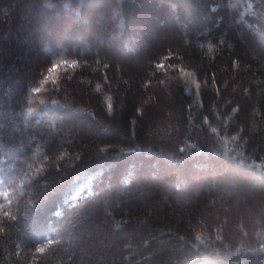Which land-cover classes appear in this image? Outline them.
<instances>
[{
	"label": "trees",
	"instance_id": "1",
	"mask_svg": "<svg viewBox=\"0 0 264 264\" xmlns=\"http://www.w3.org/2000/svg\"><path fill=\"white\" fill-rule=\"evenodd\" d=\"M13 1L1 3L5 8ZM34 1L83 21L84 8L93 17L98 0ZM237 1H105V9L118 12L108 21L121 34L112 43L114 52L125 45L136 51L139 17L154 5L155 16L177 22L166 34L160 30L164 21L138 57L146 69L135 72L147 94L138 106L128 98L119 54L107 56L104 47L98 49L102 56L89 54L85 45L71 43L60 50L49 42L44 52L39 40L53 32L39 30V11L23 26L25 9L13 11L10 27L4 20L8 9L0 12V264H264V215L255 236L236 243L211 214L203 224L190 219L187 227L174 220L169 209L175 197L166 187L137 184L144 177L137 160L142 166H173L166 180L178 186L185 179L181 168L219 162L264 178V91L253 97L243 86L258 75L264 87V0L235 6ZM8 29L10 38L3 32ZM11 90L20 94L13 97ZM164 91L178 95L169 101L177 108L178 128H165L154 140L144 131L154 117L152 103ZM49 110L61 121L47 118ZM72 111L86 116L84 129L75 127ZM252 120L255 128L248 126ZM65 124L67 131L61 129ZM13 151L18 160L10 158ZM111 181L129 189L109 197L104 191ZM209 195L195 198L193 217ZM152 201L161 213L153 214ZM65 231L75 239L66 242Z\"/></svg>",
	"mask_w": 264,
	"mask_h": 264
},
{
	"label": "rangeland",
	"instance_id": "2",
	"mask_svg": "<svg viewBox=\"0 0 264 264\" xmlns=\"http://www.w3.org/2000/svg\"><path fill=\"white\" fill-rule=\"evenodd\" d=\"M105 1L108 0H98L96 3L92 4L91 7L97 10L94 12L96 14L93 13V17H90L89 15L92 14L90 10L91 8L88 9V7H85L83 14L86 16L82 21V19H80L81 17H78L79 15L70 12H66L60 17L59 13L53 10L56 7V5L53 4H46L42 1L39 3L34 0H14L10 3L11 6L6 5L5 8L8 9L9 13L7 12L4 14L6 17L4 20L7 21L9 27L12 26V12L22 8V10L25 9L22 11L24 17L21 18L22 21L19 24L23 26L24 24L28 23L27 17L30 16L33 18V13H35L36 10L37 12L39 11L41 16L40 18L42 19L37 23L39 30H51L54 34L51 35L47 33L45 38L41 37L39 40V48H41L42 51L44 49V52L47 50V48H44V45L49 42L52 45L57 46L60 50L66 49L65 45L71 43L77 45L78 48L81 47L80 45H85L83 46V51L89 54L97 55V53H100L102 56V53L98 51V49L101 47L106 49L107 56L110 53H117V55L119 54V56H121V58L125 61L120 64L121 66L119 67V71L125 77L129 78L127 83V89L129 90L128 98L131 99V102L134 106H138L142 102H145L147 95L143 90L141 91L135 72L140 68H142V70L146 69L145 64L141 65L138 57L147 50L149 42L154 40L157 34H159L158 27L161 28V24H163L164 21L165 23L160 30H166L165 33L168 31L169 26L177 25V22L174 17L165 18V16L162 17L161 15L158 17L155 16L154 14L156 12L153 9H156V6L154 5L152 6L153 8H150L152 10H147L139 17L142 18L139 19L140 21L138 24H140L136 27L134 34L138 42V45H135L134 49L136 51H133L130 47L125 45L123 48L118 50L119 52H114L115 49L113 50L112 43L121 34H119L120 32L118 33L112 30L108 25V21L116 20L118 12L112 8L105 9ZM241 1L243 0H238L235 6H239ZM1 2L5 4L8 2V0H0V12L5 9ZM147 2L150 3V0H147ZM64 6H67V4ZM148 6L151 7L150 4ZM26 10H29L30 13L27 11L28 14H26ZM56 22L58 24H56ZM80 22L83 24H80ZM1 30L2 29H0V32ZM3 32L6 33L4 35L5 37L10 38L13 36L11 29L6 30V32L4 30ZM169 39H171V36ZM259 41L261 40L259 39ZM114 69H118L116 63L114 64ZM19 80H22L20 76ZM261 80L262 79L256 75L255 78L246 80L243 86L248 87L251 95L256 97L255 95H259L264 91L263 85L260 84ZM231 82L232 84L237 83L235 80H232ZM238 91L239 90L237 89L236 92L238 93ZM131 93L133 94V99L129 96ZM164 93V97L156 98L152 103L151 107L154 109V117L151 119L149 125L144 131V134L147 138L152 137V139L157 140L162 137L161 134L164 132L165 128L172 127L173 129L171 130L178 128V126L175 125L176 117L178 116L177 108L173 107L172 104L169 103V101L172 100L171 98H174L175 96L178 97V95L170 94L167 91H164ZM19 94L20 92L17 90L10 91V95L13 97H17ZM148 94H150V92ZM131 102H127L125 106H123L128 109V111L131 106ZM115 108L116 110L120 108L119 101L115 105ZM72 112L68 114L71 119H74L73 122L75 127H78L81 130L84 129V127H86L88 124L86 116L83 114H78V112ZM131 114L133 113H129L128 117ZM45 116L47 118L52 117V121H55L54 119H61V115L59 113H55L53 110L47 111ZM113 118L119 123V115H114ZM169 123H171V125ZM69 126L70 125L65 124L63 127H61V129L63 131H67ZM248 126H250V128H255L257 126L256 121L252 120V122L248 123ZM259 126L261 128V125ZM90 130L91 129H89V131ZM262 135L264 136V132ZM10 158L12 160H18L19 157L17 152L13 151V153L10 155ZM141 163L142 162L137 160V164H140L139 171L142 175L144 174V177L143 179L139 178V180H137V184H159L163 187H166L167 191L172 193V195L175 197V204H173L174 206L169 209V214L174 220L183 222L187 227L189 225L190 219H194L196 224H203V219L208 218L209 214H211L216 222L221 221L222 224L227 225L226 233H229L235 237L234 240H236V243L244 244L248 241L250 236H255V229L257 228L256 225L258 223L261 224L259 219L261 220L260 216L264 215V178H262L260 175L247 173L243 170H236L235 168H226L223 163L219 162L217 164L211 165L208 168H195L192 166L190 168H181L180 178L182 175H184L185 179L179 181L180 185L178 186L177 181L168 183L166 180L169 173L174 171L175 168L173 166H169L168 164H159V166L153 165L149 167L148 161L147 163L144 162L143 166ZM111 183L112 184H108L107 182L104 191V193H106V195L109 197L115 195L118 189H129L122 185H115V183L112 181ZM203 192L210 194L208 204L204 210H201L199 217H193L190 207L195 202V198L202 195ZM130 197H132L131 193ZM97 200H95L92 205L98 204ZM148 205V207L153 208L154 215L162 212L159 209V206L156 208L154 201L150 202ZM178 207L180 209V214ZM191 224L192 223H190V225ZM64 233V235L67 236L66 242H68V240L71 241V239H75L74 233L70 231H65ZM131 249L135 250L133 248ZM114 250L116 249L114 248ZM8 255H10V252H8ZM149 258L150 256L147 257V259Z\"/></svg>",
	"mask_w": 264,
	"mask_h": 264
},
{
	"label": "snow or ice",
	"instance_id": "3",
	"mask_svg": "<svg viewBox=\"0 0 264 264\" xmlns=\"http://www.w3.org/2000/svg\"><path fill=\"white\" fill-rule=\"evenodd\" d=\"M65 63H67V61H65ZM72 63L75 64L76 61H73ZM160 67H163V65H160ZM36 90L38 91L39 89H36ZM50 242H51V241H49V243H50ZM38 251L43 252L44 249H43V248H39Z\"/></svg>",
	"mask_w": 264,
	"mask_h": 264
},
{
	"label": "bare ground",
	"instance_id": "4",
	"mask_svg": "<svg viewBox=\"0 0 264 264\" xmlns=\"http://www.w3.org/2000/svg\"><path fill=\"white\" fill-rule=\"evenodd\" d=\"M82 62V61H81ZM42 163V162H41Z\"/></svg>",
	"mask_w": 264,
	"mask_h": 264
}]
</instances>
